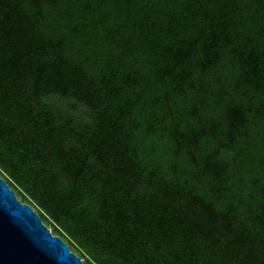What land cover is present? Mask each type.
<instances>
[{
	"label": "trees",
	"instance_id": "obj_1",
	"mask_svg": "<svg viewBox=\"0 0 264 264\" xmlns=\"http://www.w3.org/2000/svg\"><path fill=\"white\" fill-rule=\"evenodd\" d=\"M0 175L83 264H264V0H0Z\"/></svg>",
	"mask_w": 264,
	"mask_h": 264
},
{
	"label": "water",
	"instance_id": "obj_2",
	"mask_svg": "<svg viewBox=\"0 0 264 264\" xmlns=\"http://www.w3.org/2000/svg\"><path fill=\"white\" fill-rule=\"evenodd\" d=\"M0 264H83L0 175Z\"/></svg>",
	"mask_w": 264,
	"mask_h": 264
},
{
	"label": "rangeland",
	"instance_id": "obj_3",
	"mask_svg": "<svg viewBox=\"0 0 264 264\" xmlns=\"http://www.w3.org/2000/svg\"><path fill=\"white\" fill-rule=\"evenodd\" d=\"M19 198V197H18ZM21 201H22V199L21 198H19ZM23 202V201H22ZM31 205V204H30ZM32 206V205H31ZM35 210H36V208L35 207H33ZM36 212L38 213V211L36 210ZM39 214V213H38ZM47 225V224H46ZM47 227L53 232V230H54V226H52V225H50V224H48L47 225ZM64 241L68 244V241H70L68 238H67V240L66 239H64ZM71 249V251H73V252H75L78 256H80V254L79 253H77L74 249H72V248H70ZM81 257V256H80ZM82 259V258H81ZM85 259H88V257H85ZM83 260V262L85 261L84 259H82Z\"/></svg>",
	"mask_w": 264,
	"mask_h": 264
}]
</instances>
